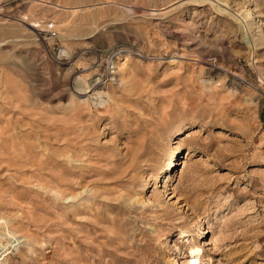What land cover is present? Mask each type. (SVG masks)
<instances>
[{"label": "rangeland", "instance_id": "1", "mask_svg": "<svg viewBox=\"0 0 264 264\" xmlns=\"http://www.w3.org/2000/svg\"><path fill=\"white\" fill-rule=\"evenodd\" d=\"M219 1L0 0V264H264V0Z\"/></svg>", "mask_w": 264, "mask_h": 264}, {"label": "bare ground", "instance_id": "2", "mask_svg": "<svg viewBox=\"0 0 264 264\" xmlns=\"http://www.w3.org/2000/svg\"><path fill=\"white\" fill-rule=\"evenodd\" d=\"M207 2H208V0H206ZM212 2L211 3H214L215 5V9L216 10H218V12L220 11L221 12V7H220V1L219 0H211ZM202 2V1H201ZM205 2V1H204ZM203 3V2H202ZM228 6V5H227ZM225 7H226V5H225ZM226 11V10H225ZM224 11V12H225ZM226 13V12H225ZM230 13V12H229ZM228 13V14H229ZM236 17V16H235ZM238 17V16H237ZM235 19H237V18H235ZM239 19V18H238ZM244 24V23H243ZM242 25V24H241ZM242 26H245V25H242ZM30 27L31 28H37L38 27V25H35V24H32V25H30ZM247 29V28H246ZM246 39H248V36H247V38ZM248 40H252V39H248ZM248 40H246V41H248ZM249 44H250V41H249ZM249 46H251V45H249ZM254 46V45H253ZM183 128L182 127H180L179 128V131H181ZM165 249V248H164ZM166 253V252H165ZM164 253V254H165ZM202 256H203V251L201 250V249H199V248H197V247H192V248H190V257H189V261H188V263L187 264H202V260H201V258H202ZM3 257V254L2 255H0V259ZM178 257V256H177ZM180 257V256H179ZM180 261V260H179ZM172 264H178L177 263V261L174 259V262L172 263Z\"/></svg>", "mask_w": 264, "mask_h": 264}]
</instances>
